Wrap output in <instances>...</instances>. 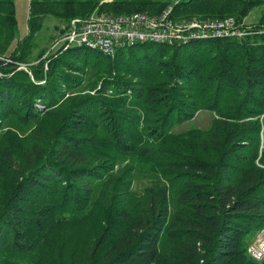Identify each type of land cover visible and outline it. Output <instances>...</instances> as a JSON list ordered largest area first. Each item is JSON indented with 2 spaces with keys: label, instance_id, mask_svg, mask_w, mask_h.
<instances>
[{
  "label": "trees",
  "instance_id": "obj_1",
  "mask_svg": "<svg viewBox=\"0 0 264 264\" xmlns=\"http://www.w3.org/2000/svg\"><path fill=\"white\" fill-rule=\"evenodd\" d=\"M171 1L30 0L21 40L15 0H0V264H264L248 253L264 227V15L242 40L75 47L19 70L47 17ZM261 7L184 0L174 17ZM203 110L210 128L173 130ZM133 159L158 180L138 182Z\"/></svg>",
  "mask_w": 264,
  "mask_h": 264
},
{
  "label": "built area",
  "instance_id": "obj_2",
  "mask_svg": "<svg viewBox=\"0 0 264 264\" xmlns=\"http://www.w3.org/2000/svg\"><path fill=\"white\" fill-rule=\"evenodd\" d=\"M182 1L172 0L158 14L145 11L114 14L96 10L87 17L74 18L70 21L69 32L53 44L52 51L86 47L115 56L120 49L137 45L178 47L213 39L242 40L254 33L250 31L251 27H246V23H240L235 17L176 18L175 7ZM248 253L254 259L264 261V227L249 244Z\"/></svg>",
  "mask_w": 264,
  "mask_h": 264
},
{
  "label": "rangeland",
  "instance_id": "obj_3",
  "mask_svg": "<svg viewBox=\"0 0 264 264\" xmlns=\"http://www.w3.org/2000/svg\"><path fill=\"white\" fill-rule=\"evenodd\" d=\"M29 7L30 0H15V9L16 17L18 20V34L22 40L25 36L28 35V21H29ZM264 15V7L254 9L247 18H245L240 23H246V27H252L257 24L261 17ZM71 21V20H70ZM70 21L64 22L52 17H47L44 20V27L42 31L36 36L35 40L31 45V54L27 59L28 63L21 64L19 70H25L29 72L28 69L30 66L37 65L39 63V56L42 54V59H46L45 70L48 69V64L50 61L48 59L53 56H57L58 53H62L63 50L58 53L52 51L53 44L64 37L69 32ZM16 42L11 47V50L15 48ZM158 46H155L154 49H157ZM147 50L144 48V51ZM113 57V56H112ZM1 60V58H0ZM3 60V58H2ZM8 63L11 60H6ZM9 67H4V71H9ZM215 114L206 110L198 112L194 118L190 121L183 122L180 125H177L173 128L175 132H181L189 129L192 126H197L201 129H208L212 125ZM264 143V137H263ZM128 161V160H127ZM135 167V178L138 182H148L158 180V172L149 164L144 163L138 159L132 160ZM61 217H67L69 219L75 220L77 222H82V232H89L92 230L93 225L89 224L80 218L75 213H61ZM80 220V221H79Z\"/></svg>",
  "mask_w": 264,
  "mask_h": 264
}]
</instances>
